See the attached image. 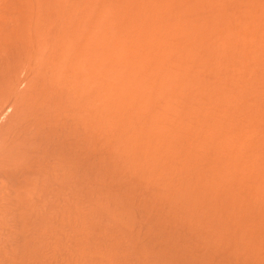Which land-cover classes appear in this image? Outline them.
I'll return each mask as SVG.
<instances>
[{"label":"rangeland","instance_id":"374dc122","mask_svg":"<svg viewBox=\"0 0 264 264\" xmlns=\"http://www.w3.org/2000/svg\"><path fill=\"white\" fill-rule=\"evenodd\" d=\"M12 164L19 264H264V0H0Z\"/></svg>","mask_w":264,"mask_h":264},{"label":"bare ground","instance_id":"6f19581e","mask_svg":"<svg viewBox=\"0 0 264 264\" xmlns=\"http://www.w3.org/2000/svg\"><path fill=\"white\" fill-rule=\"evenodd\" d=\"M27 158L26 159H28L27 161V163H28V166H26L25 164V166H24V168L26 167V168H29L30 167V165H32V166H34V167H36L35 165H37V163H36V161H35V163L36 164H32L34 161L31 159V161H29L30 160V158H28V156H26ZM23 159V162L21 163V161L22 160H20V165L21 164H23L25 161H26V159H25V157L24 158H22ZM25 160V161H24ZM29 162H30V165H29ZM26 163V162H25ZM12 165H14V164H12ZM12 165H11V168H12ZM18 165L19 164H17L16 165V167L18 168ZM31 166V167H32ZM15 167V165L13 166V168ZM15 167V168H16ZM20 167H22V168H19V169H17V170H15V168L14 169H12L13 171L15 170V171H17V173H15V175H13V177L15 176V178L16 177H19V179H21V178H23V176L26 178V180L27 179H29V181H30V179L33 181L34 180V177H31V174H30V177L31 178H28V175H29V173L28 172H33L34 171V168H32V170H26V171H24L23 170V165L22 166H20ZM11 168H10V170H11ZM23 171H22V170ZM29 169H31V168H29ZM10 170H8V171H10ZM18 170H19V172L21 171V172H23V173H26V176H25V174H23L22 173V175H21V173L19 174V175H21V176H19L18 175ZM13 171H10V173L9 174H11V172H12V174H13ZM31 172V173H32ZM4 174H2L1 173V175H0V178H1V176H2V178H1V180H2V183L3 182H8L9 184H11V186H13V187H10L9 185H7L8 183H6L5 182V184H4V186H8V188H7V186H6V190H3V189H0V264H12V258L14 259L15 257V260L17 259V258H19L20 256L19 255H25V253H27L28 252V254H32V253H34V252H36V250L38 251L39 249H40V247H42V249H45V237H43V235L44 234H46L47 232L46 231H48L49 232V228L50 227H52V228H50L51 230H50V232H52V230H55L54 229V226L56 227V223L54 224H52V222H50L51 224H49L48 226H49V228H48V230H43V229H47L44 225H46V224H41L40 225V222H42V223H44L43 222V218H41V217H43V215H42V213L39 215L38 214V212L37 213H35L37 210H38V208L39 207H37L36 206V203H39L38 201L39 200H37V198H36V201H35V198L33 197V195H32V192L34 193V196H37V194H36V191H35V189H34V191L32 190L33 189V187H34V184H32V183H34V182H30V183H28L26 180H22L23 182L24 181H26V182H24L23 183V185H17L18 183L20 184V182H21V180H20V182H17V180H19L18 178H17V180H16V182H14L15 180L13 179V177L11 176V175H8V177H7V179H9L10 178V180H5L4 179V177L6 176L5 175V172H3ZM27 173H28V175H27ZM34 173H36V168H35V172H33L32 174H34ZM52 174H54V171H52ZM18 175V176H17ZM11 176V177H10ZM33 176V175H32ZM52 176H56V173L54 174V175H52ZM50 177H51V175H50ZM6 178V177H5ZM54 178V177H53ZM53 178H51V180H52V186H54V184H55V182H56V179L55 180H53ZM24 179V178H23ZM0 180V181H1ZM4 180V181H3ZM13 180V181H12ZM55 181V182H54ZM11 182V183H10ZM2 183H0V185L2 184ZM12 183H14L16 186H14V184L12 185ZM22 183V182H21ZM25 183H27V184H25ZM31 185V187H29ZM3 185H2V188H4L5 189V187H4ZM23 186V187H22ZM25 186H27V187H29V190H32V191H30L29 192V190H27V187L26 188H24ZM55 186H56V184H55ZM1 187V186H0ZM14 189L15 188V193H16V190H17V194H15L14 192H13V190H10V189ZM17 188V189H16ZM31 188V189H30ZM25 189L27 190V191H25ZM52 189H54L55 190V187H53V188H51V191L53 192L54 190H52ZM9 191V192H8ZM10 191L11 192H13L14 193V195H15V197H13V193L11 194L10 193ZM26 192H27V194H26ZM51 192V193H52ZM29 193V194H28ZM31 193V194H30ZM56 193V192H55ZM55 193H52V195L54 194L55 195ZM36 194V195H35ZM54 195H53V199L55 198L56 199V196L54 197ZM30 196H32V199H31V197ZM31 200H33V202L32 201H30V199ZM34 198V199H33ZM54 199V200H55ZM34 201L36 202V203H34ZM31 202L32 203H34L35 205H34V207H33V204H32V206L30 205L31 204ZM53 202H55V201H53ZM30 206L34 209V208H36L35 209V211L33 210V213H35L36 215H33L32 214V210H31V208H30ZM36 206V207H35ZM39 206H40V204H39ZM54 210V209H53ZM52 210V211H53ZM39 211H42V209H41V207L39 208ZM40 216V219H38L39 218V216ZM52 225V226H51ZM41 226H44L43 228L41 227ZM42 230L45 232H43L42 233ZM56 231V230H55ZM53 233H55L54 231H53ZM45 236V235H44ZM55 236V235H54ZM43 237V238H42ZM44 240V241H43ZM41 241H42V243H41ZM44 243V246H41L42 244ZM39 248V249H38ZM31 251H34V252H31ZM31 252V253H30ZM41 251H39L38 252V255H39V253H40ZM18 253L19 255H16V254ZM37 253V252H36ZM35 253V254H36ZM42 253V252H41ZM16 256H15V255ZM14 257H13V256ZM12 256V257H11ZM17 256H19V257H17ZM22 256V257H23ZM26 256H28L27 254H26ZM29 256H31V255H29ZM21 258V257H20ZM25 257H23V260H21V261H23L24 262V260H26V259H24ZM26 258H28V257H26ZM15 260H13V261H15ZM18 261H20V259H17ZM17 260H16V262H13L14 264L15 263H18L17 262ZM20 261V262H21ZM22 262V263H23ZM26 263V262H25ZM19 264V263H18ZM21 264V263H20Z\"/></svg>","mask_w":264,"mask_h":264}]
</instances>
